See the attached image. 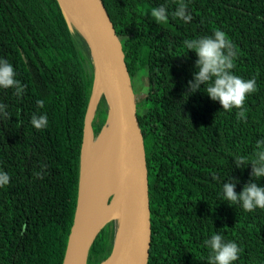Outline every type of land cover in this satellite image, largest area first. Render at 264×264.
<instances>
[{"label":"trees","instance_id":"1","mask_svg":"<svg viewBox=\"0 0 264 264\" xmlns=\"http://www.w3.org/2000/svg\"><path fill=\"white\" fill-rule=\"evenodd\" d=\"M101 1L132 81L145 74L136 116L148 174L147 264H207L202 242L214 232L238 243L241 253L234 264H264V209L245 212L220 195L230 176L237 192L250 179V165L238 169L233 160L251 155L264 137V0H186L188 22L171 16L177 0ZM56 2L0 0V57L25 86L20 97L0 89L9 116L0 118V170L10 176L0 187V264H61L72 224L93 67L86 43L68 29ZM159 4L168 8L167 23L148 15ZM216 29L234 45L232 71L256 78L244 120L238 109H221L203 88L187 98L183 94L195 60L183 41ZM40 112L47 114L48 126L36 130L29 121ZM106 114L101 95L93 135ZM256 182L264 185V177ZM112 239L107 223L89 248L87 264L105 260Z\"/></svg>","mask_w":264,"mask_h":264},{"label":"water","instance_id":"2","mask_svg":"<svg viewBox=\"0 0 264 264\" xmlns=\"http://www.w3.org/2000/svg\"><path fill=\"white\" fill-rule=\"evenodd\" d=\"M56 1L68 29L71 32L75 30L86 43L93 67L80 148L76 203L61 264H73L78 247L89 240L82 257V264H87L88 251L97 233L112 220L116 221V226L107 258L114 256V264H147L151 227L146 156L136 116L132 79L120 38L101 0ZM97 82H100L102 93L93 99ZM101 95L107 106L102 126L108 119L113 122L116 139L123 152L121 177L116 181L120 187L115 191H107L101 185L104 169L98 151L93 155L88 152L87 177L83 174L85 137L87 131L93 135L91 123ZM86 178L87 187L80 192ZM124 195H128L129 200L116 204L117 198ZM103 209L107 211L100 216ZM79 210L85 223L88 222L82 228H76Z\"/></svg>","mask_w":264,"mask_h":264},{"label":"clouds","instance_id":"3","mask_svg":"<svg viewBox=\"0 0 264 264\" xmlns=\"http://www.w3.org/2000/svg\"><path fill=\"white\" fill-rule=\"evenodd\" d=\"M148 15L158 24L168 22L169 11L164 4L151 7ZM171 16L185 22L191 19L186 0H177ZM184 49L191 50L195 55L192 78L185 86L186 98L201 91L207 97L219 103L221 109L236 112L240 120L246 119V97L257 90L255 76L245 79L236 75L232 70L235 67L237 53L234 45L226 33L220 29L214 30L210 35L185 39ZM25 86L17 79V72L13 65L5 58L0 57V89H11L15 96L24 93ZM36 105L43 108L44 101L36 100ZM0 118H9L6 105L0 103ZM30 124L36 130L48 126V117L44 112L33 113ZM255 151L251 155H238L233 160V165L242 169L250 165L249 177L239 192L235 191L237 181L231 176L220 185V195L229 205L238 204L245 212L264 209V185L258 184L264 177V137L257 139ZM39 176V173H36ZM215 179V177H213ZM10 183V176L6 171L0 170V187ZM202 247L208 252L207 264H234L239 259L241 248L238 243L226 239L221 233L214 232L202 242Z\"/></svg>","mask_w":264,"mask_h":264},{"label":"bare ground","instance_id":"4","mask_svg":"<svg viewBox=\"0 0 264 264\" xmlns=\"http://www.w3.org/2000/svg\"><path fill=\"white\" fill-rule=\"evenodd\" d=\"M101 85L100 82H97L93 89V99L97 98L102 92H101ZM86 138V137H85ZM98 151L100 156V163L103 164L104 172L102 173L101 177H103L102 187H104L107 191H115L120 187V184L117 185L116 181L121 177V172L124 164L123 160V152L122 148L117 142L116 134H115V127L112 121L108 119L107 124H104L102 128L99 130V133L95 138H91V142L87 143L85 141L84 143V169L83 174L85 177H87V160H88V152L89 155H93ZM87 187V178L84 180L80 192L85 190ZM129 200L128 195H124L121 197H118L116 200V204L122 201ZM107 209H103V212L100 216H102ZM100 216L97 218L99 219ZM122 218L120 217L119 220ZM88 222L85 223V220L83 218V213H78V221L76 228H82L86 226ZM88 241L82 242V244L78 247L76 254L74 256V262L73 264H82V257H83V250L88 244ZM101 264H114V256H111L109 258H106L102 261Z\"/></svg>","mask_w":264,"mask_h":264},{"label":"rangeland","instance_id":"5","mask_svg":"<svg viewBox=\"0 0 264 264\" xmlns=\"http://www.w3.org/2000/svg\"><path fill=\"white\" fill-rule=\"evenodd\" d=\"M145 75V74H144ZM144 75H140V74H136V79L135 81H132V84L135 86V99H136V103L143 97L145 90H146V84H145V79H144ZM108 120L106 121L105 124H107ZM87 135L85 138V141H87V143L91 142V138H95L97 136L96 135H90V131H87ZM111 222V224H110ZM108 222L109 224V233H111V230L114 232V228L116 226V221L112 220Z\"/></svg>","mask_w":264,"mask_h":264}]
</instances>
